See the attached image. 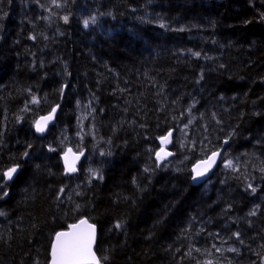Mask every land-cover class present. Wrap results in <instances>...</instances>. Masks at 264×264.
<instances>
[{
  "label": "trees",
  "instance_id": "obj_1",
  "mask_svg": "<svg viewBox=\"0 0 264 264\" xmlns=\"http://www.w3.org/2000/svg\"><path fill=\"white\" fill-rule=\"evenodd\" d=\"M56 3L0 0V264H48L84 217L99 264H264V0ZM63 131L92 176L64 174ZM221 147L233 167L192 185Z\"/></svg>",
  "mask_w": 264,
  "mask_h": 264
},
{
  "label": "snow or ice",
  "instance_id": "obj_2",
  "mask_svg": "<svg viewBox=\"0 0 264 264\" xmlns=\"http://www.w3.org/2000/svg\"><path fill=\"white\" fill-rule=\"evenodd\" d=\"M53 3L56 7H60L59 4L56 3V0H53ZM65 22H67L68 17L63 18ZM89 21H84L85 27L88 26ZM163 27V25H161ZM194 55L199 56V53H194ZM33 102H36L35 99ZM56 109L54 108L52 110L53 113H55ZM52 116L49 115L48 117L43 118V120L46 122L48 120H51ZM191 120H189V124H191ZM46 126V123L42 124L41 122L36 123V130L38 132L44 131V128ZM187 127V125H185ZM171 136V133H169L167 136L161 137V144H167L170 143L169 137ZM227 143V141H225ZM27 155V153H25ZM168 155H171V153L165 152L163 148L159 152L156 153V157L158 160L165 159ZM220 155L218 152H213L210 157H208L207 160L202 161L200 165H197L194 167L193 171L195 172V176L193 179H196L197 177L203 176L211 167L213 164L216 163L217 156ZM78 159V157H77ZM225 167H233L232 161H227L225 163ZM16 168L8 169L3 173V177L5 179H11L13 176V173L16 172ZM67 171L72 172L75 171L74 167H69ZM147 171V169H146ZM102 179V177H100ZM63 191V189H61ZM255 191V189H253ZM6 195V194H5ZM254 214V213H250ZM2 215V213H0ZM81 223H86V221H81ZM75 227V226H72ZM92 227V226H89ZM117 228L120 227L119 224L116 225ZM94 228L92 229V234L85 238L83 236H79L73 233H57L56 234V244L53 245V262L52 264H97L94 255L91 252V241L94 239ZM237 237L239 236V233L235 234ZM242 242V241H241ZM230 251H235V249H229ZM191 253H189L190 255ZM210 264V262H209Z\"/></svg>",
  "mask_w": 264,
  "mask_h": 264
},
{
  "label": "water",
  "instance_id": "obj_3",
  "mask_svg": "<svg viewBox=\"0 0 264 264\" xmlns=\"http://www.w3.org/2000/svg\"><path fill=\"white\" fill-rule=\"evenodd\" d=\"M54 108L56 109L55 113L52 112V110ZM54 108L48 114L42 115V116H40L36 120L35 126H34V132H35V134L38 137H44L47 134L48 129L54 124L55 117H56V113H57V106H55ZM49 115L52 116V119L45 122L43 120V118L48 117ZM38 121L41 122L42 124L46 123V126L44 128V131H42V132H38L36 130V123ZM169 133H171V136L169 137V139L171 141L170 143H167V144L162 145L161 144V139H160V146L161 147L158 150V152L161 150V148H163L165 152L171 153V155H168L163 160H167V159H169V158H171L173 156V153L168 148L172 144V137H173V134L174 133H173V131H170L165 136H167ZM223 147H221L219 150L215 151V152L220 153V155L217 156L216 163L213 164L212 167L203 176H200V177H197L196 179H193V177L195 176V172L193 171V169L197 165H200L201 167H203V165L201 164V162L207 160L208 157H210L212 153L209 154L203 160L197 161L196 163H194L191 166L190 172H191V182H192V185L199 186V185L203 184L206 180H208L211 177L213 171L215 170V168H216V166H217V164H218V162H219V160L221 158V155L223 153ZM77 157H78V159H77ZM81 160H82L81 155L79 153L75 152L71 147H68L67 149H65V151L61 154V162H62V166H63V169H64V173L67 174V175H74V174H76L77 173V170H78L77 169V166L81 162ZM69 167H74L75 168V171H72V172L67 171V169ZM13 168H16L17 170H16L15 173H13V176H12L11 179H6V182L12 181L13 178L15 177V175L18 172V167H13ZM81 221H86V223H83L82 224ZM72 226H75V227H72ZM89 226H92V227H89ZM93 228H94L95 232H94V239H92V241H91V252H92V254L95 257V260H96L97 264H99V259H98L97 255L95 253V250H94L95 244H96L97 228L87 218H85V217L84 218H81V219L77 220L76 222L72 223L67 229L61 230V231H59L57 233H61V232L73 233V234H76V235L83 236V237L87 238V237H89L92 234V229ZM56 234H55V236L53 238V241H52V244H51L50 259H49V263L48 264H52V262H53V245L56 244V242H57L56 241Z\"/></svg>",
  "mask_w": 264,
  "mask_h": 264
},
{
  "label": "rangeland",
  "instance_id": "obj_4",
  "mask_svg": "<svg viewBox=\"0 0 264 264\" xmlns=\"http://www.w3.org/2000/svg\"><path fill=\"white\" fill-rule=\"evenodd\" d=\"M92 109H93V105H92V103L90 101H87L86 103H81L80 102L79 109H77V114H79V117H80L79 120L82 123H85L88 120V116L91 113V110ZM63 134H64V140L63 141L62 140L60 141V144L62 145L63 151L66 148H68V147H72L70 145L71 142H75V144L78 147L81 142L82 143H85L86 142V139H87L86 136H80V137H77V138H75V137H69L68 135H66V131H63ZM77 135H79V133ZM73 138H75V140H73ZM89 145H90L91 148H94V144L93 143H90ZM72 148H74V147H72ZM74 149H76V148H74ZM74 151H76V150H74ZM76 152L80 153L83 156V158H84V162H83L84 163V168H83L82 171L86 172L85 173L86 175L88 174L89 176H92L93 175V170L96 169V168H98V165L97 164H94V163H91V162H87L86 161V155L84 153H82L81 151L78 150ZM93 154H95V152H93ZM100 161H101V159H100ZM220 163L222 165L225 164L224 160H223V162L220 161ZM79 171H81L80 168L77 170V172L79 173ZM211 180L212 179L210 177L208 180H206L204 182V184H207Z\"/></svg>",
  "mask_w": 264,
  "mask_h": 264
}]
</instances>
